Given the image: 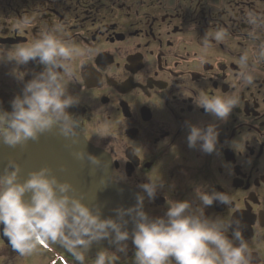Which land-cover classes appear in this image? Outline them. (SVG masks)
Returning <instances> with one entry per match:
<instances>
[{
    "label": "flooded vegetation",
    "instance_id": "af4514ba",
    "mask_svg": "<svg viewBox=\"0 0 264 264\" xmlns=\"http://www.w3.org/2000/svg\"><path fill=\"white\" fill-rule=\"evenodd\" d=\"M39 121L107 155L145 222L60 253L0 182V264L28 254L3 215L45 264H264V0H0V139Z\"/></svg>",
    "mask_w": 264,
    "mask_h": 264
},
{
    "label": "water",
    "instance_id": "95a60500",
    "mask_svg": "<svg viewBox=\"0 0 264 264\" xmlns=\"http://www.w3.org/2000/svg\"><path fill=\"white\" fill-rule=\"evenodd\" d=\"M0 182L27 211L43 241L75 257L118 248L143 228L134 193L110 182L108 156L81 135L39 121L0 139ZM5 240L24 245L6 222Z\"/></svg>",
    "mask_w": 264,
    "mask_h": 264
},
{
    "label": "rangeland",
    "instance_id": "374dc122",
    "mask_svg": "<svg viewBox=\"0 0 264 264\" xmlns=\"http://www.w3.org/2000/svg\"><path fill=\"white\" fill-rule=\"evenodd\" d=\"M24 218H26V216L22 217L21 222H18L19 225H18L17 233L20 236L23 242V245L25 243V245L27 246L28 254L25 258L26 261L24 260V258H22L21 264H45L44 260H42L39 256L40 246L36 242L37 239L35 237V234L34 233L32 234V231L28 229V226H27L28 223L26 224L27 221L24 222ZM42 255H43V252H42ZM8 263L10 264L11 260H9Z\"/></svg>",
    "mask_w": 264,
    "mask_h": 264
}]
</instances>
